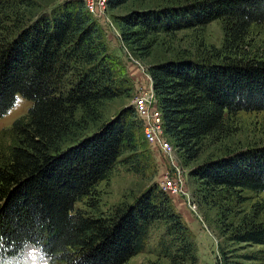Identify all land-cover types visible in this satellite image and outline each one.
Returning <instances> with one entry per match:
<instances>
[{"label":"trees","instance_id":"16d2710c","mask_svg":"<svg viewBox=\"0 0 264 264\" xmlns=\"http://www.w3.org/2000/svg\"><path fill=\"white\" fill-rule=\"evenodd\" d=\"M16 1L25 7L33 2ZM127 1L106 0V10ZM213 20L221 25L219 47L145 69L163 132L186 161L197 157L206 138L226 130L229 116L264 111V55L246 49L249 28L264 22V0H184L133 9L113 21L120 41L143 58L157 36ZM9 27V36L0 34V117L16 94L30 105L0 144V236L33 232L53 246H66L81 264H124L142 250L148 226L160 221L170 236L164 250L173 249L169 264H195L192 235L156 182L104 215L73 208L115 163L134 172L150 163L139 148L141 127L132 107L109 119L101 115L105 101L127 97L131 90L116 58L106 51L101 36L106 30L82 0L16 16ZM189 173L208 193L247 189L264 194V147L207 159ZM255 217L242 219L232 238L264 244V220Z\"/></svg>","mask_w":264,"mask_h":264},{"label":"rangeland","instance_id":"374dc122","mask_svg":"<svg viewBox=\"0 0 264 264\" xmlns=\"http://www.w3.org/2000/svg\"><path fill=\"white\" fill-rule=\"evenodd\" d=\"M63 0H33L30 7L5 1L0 7V34L10 35L11 21L47 11L49 7ZM186 1V0H185ZM184 0H129L122 5L106 10L113 28L101 31L106 51L119 63V71L131 82L127 97H118L105 101L101 107L104 119L113 117L120 109L130 106L131 99L138 88L148 85L146 67L155 62L177 57L196 58L204 49L219 47L222 39L219 20H213L204 26L175 31L169 36H157L147 57H137L129 47L120 41L114 17L144 7L174 6ZM6 18V19H5ZM8 30V31H7ZM10 30V32H9ZM246 49L255 56L264 55V22L249 28L246 36ZM138 63L142 66L141 71ZM30 102L16 94L13 104L0 117V144L7 142V129L11 123L23 116ZM226 130L217 137L206 138L200 144V152L194 160L179 158L184 170V197L169 196L171 207L180 215V220L192 235L195 264H264V244L236 241L232 238L238 224L244 218L250 219L252 213L256 220H264V194L243 189L231 193L223 189L203 190L199 182L189 171L207 159L220 157L250 148L264 147V111H239L225 121ZM139 148L149 157V166L143 172H134L123 163L113 165L107 177L99 181L92 192L76 201L74 209L86 215H104L120 202H132L149 184L159 185V154L137 136ZM188 198V201H187ZM168 235L162 222L154 221L148 226L147 237L141 251L129 258L124 264H169V255L173 249L164 250L168 244ZM177 256V255H176Z\"/></svg>","mask_w":264,"mask_h":264},{"label":"built area","instance_id":"2783aa9c","mask_svg":"<svg viewBox=\"0 0 264 264\" xmlns=\"http://www.w3.org/2000/svg\"><path fill=\"white\" fill-rule=\"evenodd\" d=\"M85 10L95 18L102 28L107 31L113 24L106 13V0H82ZM141 71L142 66L138 63ZM149 78V76H148ZM134 117L139 121L143 141L159 154V185L169 196L184 197V170L180 166L179 157L174 145L163 132L162 116L157 106V101L148 85L138 88L131 99ZM188 201V198H187Z\"/></svg>","mask_w":264,"mask_h":264},{"label":"clouds","instance_id":"9594fccd","mask_svg":"<svg viewBox=\"0 0 264 264\" xmlns=\"http://www.w3.org/2000/svg\"><path fill=\"white\" fill-rule=\"evenodd\" d=\"M0 264H81L72 259L66 246H53L33 232L12 239L0 236Z\"/></svg>","mask_w":264,"mask_h":264}]
</instances>
